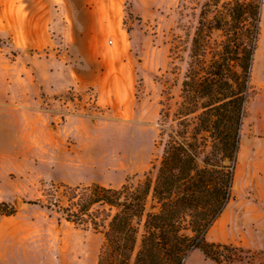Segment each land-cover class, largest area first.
<instances>
[{"label":"rangeland","instance_id":"1","mask_svg":"<svg viewBox=\"0 0 264 264\" xmlns=\"http://www.w3.org/2000/svg\"><path fill=\"white\" fill-rule=\"evenodd\" d=\"M229 1L0 0V203L15 210L0 213V264H96L100 233L30 202L154 179L197 28ZM206 240L264 250V0L231 199Z\"/></svg>","mask_w":264,"mask_h":264},{"label":"trees","instance_id":"2","mask_svg":"<svg viewBox=\"0 0 264 264\" xmlns=\"http://www.w3.org/2000/svg\"><path fill=\"white\" fill-rule=\"evenodd\" d=\"M261 6L262 0H231L213 27L200 23L181 84L177 130L154 179L120 189L67 188L65 207L30 202L100 233L96 264H184L196 250L214 264H264V250L206 240L231 199ZM212 30L223 34L218 47L207 40ZM14 212L0 203L1 214Z\"/></svg>","mask_w":264,"mask_h":264}]
</instances>
